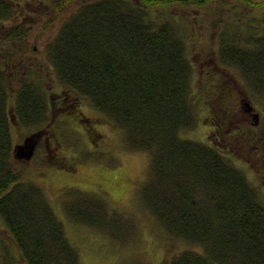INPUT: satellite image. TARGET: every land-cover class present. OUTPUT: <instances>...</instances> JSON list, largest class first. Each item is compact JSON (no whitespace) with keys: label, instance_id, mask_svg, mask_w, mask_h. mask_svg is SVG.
Masks as SVG:
<instances>
[{"label":"trees","instance_id":"16d2710c","mask_svg":"<svg viewBox=\"0 0 264 264\" xmlns=\"http://www.w3.org/2000/svg\"><path fill=\"white\" fill-rule=\"evenodd\" d=\"M174 1L205 0H82L45 42L49 67L39 60L43 74L30 82L24 81L17 51L0 54V216L22 264H82L43 189L12 170L10 120L41 124L52 105L42 82L46 76L72 98L87 99L124 131L131 148L147 153L141 202L170 235L202 248L184 249L159 264H264V200L258 189L215 147L181 134L195 122L192 65L181 32L148 14ZM75 2L56 0L55 6L65 10ZM248 3L264 9V0ZM14 9L0 0V19L13 16ZM231 24L235 31H229ZM249 24L224 21L217 63L238 70L254 94L264 95V28L252 31ZM8 32L3 43L28 33L24 24ZM38 63L30 61L33 67ZM5 65L19 69L17 86L2 73ZM66 210L72 213L73 206ZM102 215L92 208L80 221L96 226Z\"/></svg>","mask_w":264,"mask_h":264},{"label":"rangeland","instance_id":"374dc122","mask_svg":"<svg viewBox=\"0 0 264 264\" xmlns=\"http://www.w3.org/2000/svg\"><path fill=\"white\" fill-rule=\"evenodd\" d=\"M6 1L15 9L13 16L0 19V54H6L8 48L17 51V56H22L21 70L26 73L24 81L30 82L35 73L43 74L39 60L48 66L45 42L82 0L65 10L55 6L56 0ZM248 1L252 0H205L188 5L174 1L156 5L148 14L171 21L181 32L192 65L190 92L195 122L182 136L215 147L246 174L264 200V95L254 94L238 70L224 67L216 58L227 18L243 25L250 22L247 27L252 31L264 28V9ZM19 24H24L27 35L3 43L10 39L9 29ZM236 28L232 24L228 27L229 31ZM30 61L38 64L33 67ZM11 65H5L2 73L17 86L19 69ZM42 82L52 105L41 124L10 123L12 170L43 189L81 263L159 264L184 249L202 251L198 244L170 235L141 202L140 187L150 170L147 153L131 148L124 131L87 99L72 98L47 76ZM39 129L44 132L35 137L39 139L30 157L25 156L28 148L14 155L15 144ZM67 205L73 206L72 213L67 212ZM92 208L104 214L96 219V226L80 221ZM114 219L118 226L111 221ZM0 264H22L1 216Z\"/></svg>","mask_w":264,"mask_h":264},{"label":"flooded vegetation","instance_id":"af4514ba","mask_svg":"<svg viewBox=\"0 0 264 264\" xmlns=\"http://www.w3.org/2000/svg\"><path fill=\"white\" fill-rule=\"evenodd\" d=\"M222 106H223V104H222ZM250 109H251V107H248V108H246V110H248V111H250ZM253 116L254 117H256V115L255 114H253ZM47 135H45V133H44V138H43V140L45 139V142H47V137H46ZM38 140L39 138H35V140ZM36 143H37V141H36ZM35 143V145L37 146V144ZM21 144V143H20ZM29 144H31V141L29 142V143H24V141H23V144H21V146H22V148H21V151H19L17 154L18 155H20V153H22L23 152V150H25V148L27 147V145H29ZM34 145V146H35Z\"/></svg>","mask_w":264,"mask_h":264},{"label":"water","instance_id":"95a60500","mask_svg":"<svg viewBox=\"0 0 264 264\" xmlns=\"http://www.w3.org/2000/svg\"><path fill=\"white\" fill-rule=\"evenodd\" d=\"M31 153H32V146L25 152V156L30 157Z\"/></svg>","mask_w":264,"mask_h":264}]
</instances>
